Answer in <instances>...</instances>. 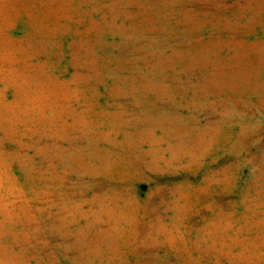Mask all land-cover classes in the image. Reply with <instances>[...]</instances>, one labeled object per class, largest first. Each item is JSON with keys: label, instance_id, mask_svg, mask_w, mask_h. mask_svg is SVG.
<instances>
[{"label": "rangeland", "instance_id": "1", "mask_svg": "<svg viewBox=\"0 0 264 264\" xmlns=\"http://www.w3.org/2000/svg\"><path fill=\"white\" fill-rule=\"evenodd\" d=\"M0 264H264V0H0Z\"/></svg>", "mask_w": 264, "mask_h": 264}]
</instances>
